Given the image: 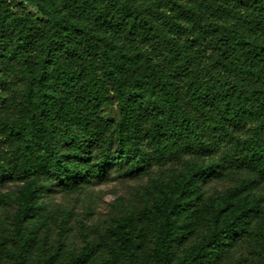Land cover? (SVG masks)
Listing matches in <instances>:
<instances>
[{
    "label": "trees",
    "instance_id": "16d2710c",
    "mask_svg": "<svg viewBox=\"0 0 264 264\" xmlns=\"http://www.w3.org/2000/svg\"><path fill=\"white\" fill-rule=\"evenodd\" d=\"M25 1L39 22L0 0V186L21 185V244L0 264L264 253V0ZM146 175L142 207L79 253L40 242L46 192ZM233 175L236 186L206 195Z\"/></svg>",
    "mask_w": 264,
    "mask_h": 264
},
{
    "label": "rangeland",
    "instance_id": "374dc122",
    "mask_svg": "<svg viewBox=\"0 0 264 264\" xmlns=\"http://www.w3.org/2000/svg\"><path fill=\"white\" fill-rule=\"evenodd\" d=\"M9 1L12 8L29 15L33 21L39 22L42 19L37 8L25 0ZM103 116L116 120L117 107L105 108ZM150 177L146 175L138 180L120 179L86 185L79 192H46L42 200L44 211L38 225L40 231L36 235L41 243L47 240L54 249L64 245L70 252L79 253L85 245L96 242L97 235L106 229L113 219L126 213H134L142 207L145 199L143 189L149 183ZM242 178L241 175H233L210 182L204 187V191L207 196L224 192L236 186ZM20 186L15 183L0 186V257L4 260L8 259V256L16 255L21 244L14 225L18 208L16 196ZM256 193L264 197V184ZM263 255L261 247L247 244L236 250L227 264H255L258 257Z\"/></svg>",
    "mask_w": 264,
    "mask_h": 264
}]
</instances>
